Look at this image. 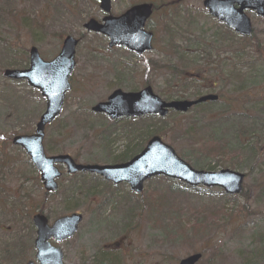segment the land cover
I'll return each mask as SVG.
<instances>
[{"label":"rangeland","instance_id":"rangeland-1","mask_svg":"<svg viewBox=\"0 0 264 264\" xmlns=\"http://www.w3.org/2000/svg\"><path fill=\"white\" fill-rule=\"evenodd\" d=\"M202 2L113 0L111 16L133 5H153L145 25L154 37L152 51L137 58L108 49L107 39L83 30L89 19L103 17L96 0H0V264L34 261L35 213L49 223L70 214L82 217L74 237L59 245L64 264H101L108 258L111 264H178L197 253L198 264H264V131L256 137L235 134L240 127L249 131L251 118L264 116V21L245 11L253 34L241 41ZM66 36L79 43L71 90L45 131L48 155L117 164L158 136L195 170L243 174V196L226 201L219 190L204 192L163 177L148 180L141 196H132L125 184L106 190L101 180L67 176L63 167L57 192L44 194L28 157L10 141L33 132L45 101L25 82L3 79L2 72L27 69L32 47L44 61L53 59ZM232 70L241 75L235 81ZM197 74L202 80L188 77ZM144 86L166 102L192 100L211 89L224 98L164 119L112 122L90 111L114 90ZM161 199L158 210L150 208Z\"/></svg>","mask_w":264,"mask_h":264},{"label":"water","instance_id":"water-1","mask_svg":"<svg viewBox=\"0 0 264 264\" xmlns=\"http://www.w3.org/2000/svg\"><path fill=\"white\" fill-rule=\"evenodd\" d=\"M100 10L108 14L111 0H97ZM203 6L210 16L223 23L228 29L242 35L249 36L252 32L249 19L244 15L245 10L253 11L258 17L264 18V0H205ZM237 7V8H235ZM151 14V6H135L117 18L105 17L103 25L89 20L83 25L87 32L101 34L109 38V47L119 45L141 55L150 49V34L141 31L145 20ZM78 41L72 37H65L59 54L50 62H43L35 48L29 51V68L27 70H6L4 77L13 80H26L28 85L40 91L46 100L44 113L40 116L31 136H17L12 144L24 150L31 163L40 173L42 186L47 192H55V180L60 173L55 165H63L68 175L78 172L95 174L104 180L117 185L126 183L135 194L142 192L143 183L149 178L164 176L182 182L190 187L218 188L226 195L237 196L242 192L244 175L230 170L219 172H203L193 170L181 161L174 151L163 144L160 138L152 137L144 149L129 162L119 165H78L69 156L46 157L42 141L45 126L59 116L64 95L70 90L68 79L74 68V54ZM217 97L207 95L195 101H181L164 103L150 88L138 93H123L114 91L105 103H99L91 111L104 114L111 120L124 117L135 118L145 115H154L164 118L168 110L177 113H186L191 107L205 102H215ZM36 229L34 248L35 260L38 264H63L62 252L51 246L49 241L69 240L77 232L81 216L72 214L56 220L50 227L42 215L33 217ZM201 255H191L178 264H197ZM27 264H34L28 262Z\"/></svg>","mask_w":264,"mask_h":264},{"label":"trees","instance_id":"trees-1","mask_svg":"<svg viewBox=\"0 0 264 264\" xmlns=\"http://www.w3.org/2000/svg\"><path fill=\"white\" fill-rule=\"evenodd\" d=\"M223 28H225V27H223ZM226 33L227 34H229L230 32L229 31H226ZM220 42H224V41H220ZM254 66H255V64H253V65H251V69H253L254 68ZM237 72L236 71H234V70H232V74H231V80H233V81H235L234 79L236 78V74ZM237 75H239V76H241L240 74H238L237 73ZM230 83V82H229ZM224 97L222 96V98H220L221 100L223 99ZM261 102H263L264 103V101H261ZM215 105H217V104H215ZM226 105L227 106H229V104L228 103H226ZM215 113H212L211 114V116H212V121H214L215 120V115H214ZM263 114H264V111H263ZM250 118V117H249ZM264 116H263V118H261L260 120L259 119H254V118H251L250 119V129H249V131H248V128H245V129H243V127H240L239 129H236L235 130V134L237 135L238 133H241V134H243V135H245V134H247V133H249L250 135H249V137H256L257 136V134H259V133H261V132H263L264 131ZM242 131V132H241ZM216 133H218V132H216ZM134 154H128V155H123L124 157H123V159L122 160H119L120 162L121 161H125V160H127L128 158H131L132 156H133ZM173 183H175V182H173ZM201 190H203L204 192H207L206 190H204V189H201ZM209 192V191H208ZM220 195H221V197L222 198H224L226 201H231V200H233L234 199V197H229V196H227V195H225V194H223L222 192H220L219 193ZM239 196H243V193H241V195H239ZM238 196V197H239ZM163 200L161 199L159 202L158 201H156L155 202V204H153V205H149L150 206V208H152V207H155L157 210L159 209V206H162L164 203H161ZM161 203V204H160ZM114 261V259H110V258H108V260H105V261H103L101 264H111L113 261Z\"/></svg>","mask_w":264,"mask_h":264},{"label":"flooded vegetation","instance_id":"flooded-vegetation-1","mask_svg":"<svg viewBox=\"0 0 264 264\" xmlns=\"http://www.w3.org/2000/svg\"><path fill=\"white\" fill-rule=\"evenodd\" d=\"M142 4H144V3H142ZM137 5H140V4H137ZM151 6H152V14H153V5L152 4H150ZM133 6H135V5H133ZM132 7V6H131ZM131 7H129V8H131ZM125 12V11H124ZM123 12V13H124ZM122 13V14H123ZM152 14H151V16H152ZM151 16H150V18H151ZM150 18L145 22V25H146V23L150 20ZM145 31H147L146 29H145ZM148 32V31H147ZM148 33H150L151 34V41H154V37H153V34L151 33V32H148ZM153 43V42H152ZM151 50H152V47H151ZM149 53V52H148ZM145 55V53L143 54V56ZM146 86H144L143 88H145ZM137 92V91H136Z\"/></svg>","mask_w":264,"mask_h":264}]
</instances>
